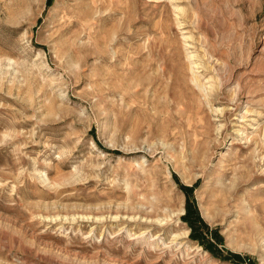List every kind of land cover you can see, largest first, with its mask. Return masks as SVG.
<instances>
[{
    "label": "rangeland",
    "instance_id": "1",
    "mask_svg": "<svg viewBox=\"0 0 264 264\" xmlns=\"http://www.w3.org/2000/svg\"><path fill=\"white\" fill-rule=\"evenodd\" d=\"M0 264H264V0H0Z\"/></svg>",
    "mask_w": 264,
    "mask_h": 264
},
{
    "label": "trees",
    "instance_id": "2",
    "mask_svg": "<svg viewBox=\"0 0 264 264\" xmlns=\"http://www.w3.org/2000/svg\"><path fill=\"white\" fill-rule=\"evenodd\" d=\"M184 189H185L186 193L190 196L192 188L188 187V186H184ZM184 219L186 221H188V223L190 224V226L192 228L191 235L194 237L195 236L197 237L198 236L197 232H198V229L200 227L199 224H202V225H204V224H203V221L201 220V218L198 214L197 209L192 207L190 199L187 203V211L184 215ZM198 237H200V236H198ZM230 257L235 258V259H239V260L243 259V257L240 254H234V253H231Z\"/></svg>",
    "mask_w": 264,
    "mask_h": 264
}]
</instances>
